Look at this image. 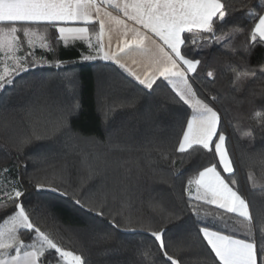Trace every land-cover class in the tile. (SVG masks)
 <instances>
[{"label":"snow or ice","instance_id":"obj_1","mask_svg":"<svg viewBox=\"0 0 264 264\" xmlns=\"http://www.w3.org/2000/svg\"><path fill=\"white\" fill-rule=\"evenodd\" d=\"M237 11L244 12L242 22L250 33L239 27V22L229 27ZM50 30L55 31V37L49 36ZM238 38H244L246 43L243 53L239 54L244 70L237 72L236 68H231L235 73L234 92L241 90L237 84L247 72V58L256 47H264V0H257L254 5L242 0L239 7L231 0H0V64L3 65L0 90L14 85L22 73L42 66L44 58L40 57L38 64L37 48L55 51L59 44L68 46L76 41L84 42L92 52L83 56L84 60L113 61L145 89L154 90V85L159 88L166 82L165 86H170L175 93L171 102L181 108L187 106L181 138L173 150L189 155L206 152L216 161L195 169L187 177L185 187L188 206L195 215L200 214L199 204L193 201L215 206L213 227L201 221L203 226L198 229L209 255L214 253L213 264H264V213L250 210V201L236 186L233 156L227 144L229 136L222 127L220 111L213 106L217 97L205 94L192 75H198L201 65L197 53V49L202 51L201 41L215 42L226 54L236 56L234 45ZM62 63L57 61L56 66ZM214 75L213 71L207 72L208 77ZM80 110L78 102L62 109L50 129L26 135L17 150L22 151L37 140L58 139L69 132L94 144L111 143V133L107 134V140H101L71 128V120L78 117ZM101 113L102 121L106 122L112 108L101 109ZM253 119L257 123L246 135L253 141L257 135L264 139V111L257 112ZM118 150L133 149L118 147ZM154 150L162 160L167 159L163 149ZM148 155L151 157V153ZM253 156L264 166V150H253L249 158ZM153 163L150 158L144 167L132 166L129 161L106 154L90 155L81 161L86 175L80 177V187L95 181L97 190L108 191L102 200L86 202L87 207L80 199L73 202L86 211L104 216L110 196L118 204L115 213L108 208L113 228L148 232L166 264H182L180 249L172 251V244L166 242L168 229L163 226L153 229L151 223L144 227L145 221L135 214L140 185L157 175ZM0 172L9 174L10 170L5 168ZM222 173L227 174V178ZM248 175L253 179L252 172ZM5 183L10 187L0 199V264H87L82 254L66 250L34 222L31 205L21 199L25 192L19 178L6 179ZM36 187L39 191L44 185L37 183ZM147 206L153 220L166 214L163 197L150 199ZM229 221L233 223L230 225ZM140 255L141 264H159L150 249Z\"/></svg>","mask_w":264,"mask_h":264},{"label":"trees","instance_id":"obj_2","mask_svg":"<svg viewBox=\"0 0 264 264\" xmlns=\"http://www.w3.org/2000/svg\"><path fill=\"white\" fill-rule=\"evenodd\" d=\"M231 2L239 7L242 0ZM248 2L254 5L257 0ZM243 17V11L235 12L229 27L239 22V27L250 33L242 22ZM55 35V31L50 30L49 36ZM245 43L244 38H238L234 45L238 54L232 56L215 42L201 41L202 51L197 49L201 65L198 75H192L205 94L217 97L213 106L220 111L222 127L229 136L227 144L233 156L236 186L250 201V210L264 213V166L258 157L249 158L253 150H264V139L257 135L253 141L246 135L257 123L253 117L264 111V47H256L251 52L246 60L247 72L237 84L241 90L234 92L235 73L231 68H236L237 72L244 70L239 54L243 53ZM35 53L38 64L39 58H44L42 66L22 73L14 85L0 90V170H10L9 174L0 172V199L10 187L5 180L19 178L25 192L21 199L31 205L34 222L66 250L82 254L87 264H141L140 253L146 249L155 254L159 264H166L148 232L113 228L108 208L115 213L118 204L110 196L104 216L86 211L73 202L80 199L87 207L86 202L100 201L108 191L97 190L95 181L80 187V177L86 175L81 168L82 159L106 154L129 161L132 166L144 167L151 158L157 175L140 185L135 214L145 221L144 227L151 223L153 229L159 226L168 229L166 242L172 244V251L180 249L182 264H213L214 253L209 255L198 229L203 226L201 221L213 227L215 206L193 201L199 204L200 214L195 215L188 206L185 187L187 177L195 169L215 163V158L206 152L189 155L173 150L181 138L187 106L181 108L171 102L175 93L170 86H165L166 82L148 90L114 63L99 58L84 60L83 56L92 52L82 41L70 42L68 46L59 44L55 51L37 48ZM57 61L63 63L57 67ZM2 67L0 64V69ZM208 71H213L214 77H208ZM74 102H78L81 110L78 117L71 120V128L101 140H107V134L111 133V143L94 144L69 132L58 139L37 140L22 151L17 150L23 137L33 131L44 133L50 129L60 111ZM108 107L112 108V114L103 122L101 109ZM118 147L133 150L121 152ZM157 147L166 152V160L154 150ZM37 152L45 155L37 156ZM249 172L253 179H249ZM222 174L227 178V174ZM37 183L44 185L39 191ZM161 197L166 214L153 220L147 202ZM232 223L229 221L230 225Z\"/></svg>","mask_w":264,"mask_h":264},{"label":"crops","instance_id":"obj_3","mask_svg":"<svg viewBox=\"0 0 264 264\" xmlns=\"http://www.w3.org/2000/svg\"><path fill=\"white\" fill-rule=\"evenodd\" d=\"M107 62H111V63H114L113 61H107ZM115 64V63H114ZM122 72H124L127 76H129L128 74H127V72H125L123 69H121L120 67H119V65H117V64H115ZM130 77V76H129ZM130 78H132V77H130ZM132 79H134V78H132ZM223 175V174H222ZM187 195H188V193H187ZM203 202V201H202Z\"/></svg>","mask_w":264,"mask_h":264}]
</instances>
